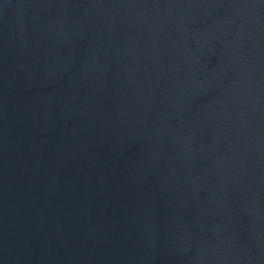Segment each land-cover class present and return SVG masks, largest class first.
Returning a JSON list of instances; mask_svg holds the SVG:
<instances>
[{"label":"water","instance_id":"95a60500","mask_svg":"<svg viewBox=\"0 0 264 264\" xmlns=\"http://www.w3.org/2000/svg\"><path fill=\"white\" fill-rule=\"evenodd\" d=\"M0 264H264V0H0Z\"/></svg>","mask_w":264,"mask_h":264}]
</instances>
